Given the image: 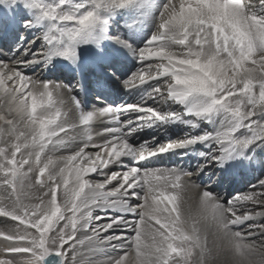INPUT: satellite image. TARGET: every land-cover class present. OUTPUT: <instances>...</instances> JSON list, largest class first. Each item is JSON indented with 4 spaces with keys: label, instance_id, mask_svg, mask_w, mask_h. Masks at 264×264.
I'll return each instance as SVG.
<instances>
[{
    "label": "snow or ice",
    "instance_id": "snow-or-ice-1",
    "mask_svg": "<svg viewBox=\"0 0 264 264\" xmlns=\"http://www.w3.org/2000/svg\"><path fill=\"white\" fill-rule=\"evenodd\" d=\"M0 218V264H264V0H0Z\"/></svg>",
    "mask_w": 264,
    "mask_h": 264
},
{
    "label": "bare ground",
    "instance_id": "bare-ground-1",
    "mask_svg": "<svg viewBox=\"0 0 264 264\" xmlns=\"http://www.w3.org/2000/svg\"><path fill=\"white\" fill-rule=\"evenodd\" d=\"M260 175H261V172L258 173V177H260ZM254 183H256V181H255ZM254 183H252V184H254ZM236 186H237V185H236ZM233 188H235L234 184H233V186H231V187H230V186H227V187H226V190H225V192H224V194H227L226 197H227V196H231V195H233V192H232ZM216 190L219 191V192H221V191L218 190L217 188H216ZM249 190H251V189H250V188H245V187H244V189H242V192H241V193L247 192V191H249ZM5 221H6V218H0V230L4 229V228H6V227H11L12 224L14 223V222H7V223H6Z\"/></svg>",
    "mask_w": 264,
    "mask_h": 264
}]
</instances>
